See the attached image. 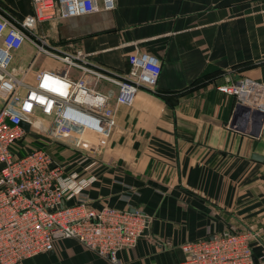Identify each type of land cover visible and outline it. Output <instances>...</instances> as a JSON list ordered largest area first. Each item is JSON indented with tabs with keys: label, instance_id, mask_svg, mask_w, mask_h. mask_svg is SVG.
<instances>
[{
	"label": "crops",
	"instance_id": "obj_1",
	"mask_svg": "<svg viewBox=\"0 0 264 264\" xmlns=\"http://www.w3.org/2000/svg\"><path fill=\"white\" fill-rule=\"evenodd\" d=\"M0 6L19 19L33 12L31 0ZM38 30L52 45L80 48L119 72L136 50L161 60L155 92L142 88L131 105H116L97 152L57 148L67 170L90 181L70 189L67 205L87 199L98 209L152 216L136 245L118 252L120 264H181L184 243L243 229L254 233L264 264V159L255 156H264V119L218 89L240 77L264 84V0H116L112 10L44 21ZM101 84L114 102L117 86ZM16 264L111 262L67 237Z\"/></svg>",
	"mask_w": 264,
	"mask_h": 264
},
{
	"label": "built area",
	"instance_id": "obj_2",
	"mask_svg": "<svg viewBox=\"0 0 264 264\" xmlns=\"http://www.w3.org/2000/svg\"><path fill=\"white\" fill-rule=\"evenodd\" d=\"M31 3L33 12L22 19L0 6V264L52 251L56 241L67 237L120 264L118 252L136 245L152 216L109 205L98 209L87 199L67 205L70 189L78 193L90 181L69 172L57 148L97 152L116 123V105H131L142 88L155 92L161 60L136 50L128 56V69L119 72L91 62L80 48L52 45L38 30L44 21L112 10L116 0H102V6L96 0ZM26 43L37 53L17 65L14 60ZM41 52L55 64L34 70L30 82ZM101 81L117 86L114 102L109 91L95 85ZM218 89L233 95L239 105L249 103L264 113V84L251 77L228 79ZM36 112L49 120H34ZM253 237L243 229L188 241L182 245L181 264H260L254 258Z\"/></svg>",
	"mask_w": 264,
	"mask_h": 264
},
{
	"label": "rangeland",
	"instance_id": "obj_3",
	"mask_svg": "<svg viewBox=\"0 0 264 264\" xmlns=\"http://www.w3.org/2000/svg\"><path fill=\"white\" fill-rule=\"evenodd\" d=\"M37 53V49L35 47H33L32 45H30L29 43H26V45L23 47V49H21L20 51V56L19 57H16L15 60H14V63L17 64V65H20L21 63H26L30 60L31 57L34 56V54ZM29 57L28 59H24L25 57ZM53 61L50 60V59H47L46 55L44 53H39L35 60H34V63H33V67H32V73L29 77V81H33L34 80V70H36L38 67L42 66V65H50ZM102 82L104 81H101L100 83L98 84H95L97 86L98 89H102L103 85L101 84ZM2 102H0V107L2 106ZM244 107H247L248 110H253L255 112H257V119L258 118H261L260 121H262L264 119V113H260L258 109H253L251 108V105L249 103H246V104H242ZM246 110V109H244ZM258 110V111H257ZM42 119V118H46L45 115H43L42 113L40 112H36L35 113V116H34V120H37V119ZM29 137V135H28ZM256 237H253V239H255Z\"/></svg>",
	"mask_w": 264,
	"mask_h": 264
},
{
	"label": "water",
	"instance_id": "obj_4",
	"mask_svg": "<svg viewBox=\"0 0 264 264\" xmlns=\"http://www.w3.org/2000/svg\"><path fill=\"white\" fill-rule=\"evenodd\" d=\"M238 109L239 110H241V109H246V110H248V108L247 107H244L243 105H239L238 106ZM22 126L23 127H25L26 129H28L29 128V124L27 123V122H25V121H22ZM258 159H264V156H260V155H255ZM254 258H255V261H257L258 262V259H257V257H256V255H254Z\"/></svg>",
	"mask_w": 264,
	"mask_h": 264
},
{
	"label": "trees",
	"instance_id": "obj_5",
	"mask_svg": "<svg viewBox=\"0 0 264 264\" xmlns=\"http://www.w3.org/2000/svg\"><path fill=\"white\" fill-rule=\"evenodd\" d=\"M201 79V78H200ZM200 79H197V81H199ZM202 82V80L201 81H199V82H197L196 84H200ZM156 93L157 94H160L163 98H165V96H166V94L165 93H163L161 90H157L156 91ZM34 136V135H33ZM38 145V144H37Z\"/></svg>",
	"mask_w": 264,
	"mask_h": 264
}]
</instances>
